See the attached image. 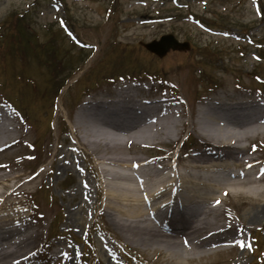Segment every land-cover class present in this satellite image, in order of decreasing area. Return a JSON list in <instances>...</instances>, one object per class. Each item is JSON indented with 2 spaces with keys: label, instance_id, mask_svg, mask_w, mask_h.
I'll return each instance as SVG.
<instances>
[{
  "label": "rangeland",
  "instance_id": "rangeland-1",
  "mask_svg": "<svg viewBox=\"0 0 264 264\" xmlns=\"http://www.w3.org/2000/svg\"><path fill=\"white\" fill-rule=\"evenodd\" d=\"M27 11L39 38L62 51L61 60H57L62 69L59 79L65 82L75 77L66 81L69 83L64 92L55 98L56 108L34 102L37 114L48 117L49 137L41 151L33 146L39 128L4 104L15 119L16 136L23 142L0 152V163H11L2 172L33 173L43 168L44 173L35 186L27 187L30 191L25 194L0 196V218L12 213L18 216L17 210L20 215L27 214L30 225L40 230L27 264H171L163 246L146 245L122 230L118 219L120 203L105 196L107 177L101 171V162L95 153L77 145L75 113L88 93L98 89L105 92L120 76L153 75L166 85L171 83L176 89L169 87L166 92L178 96L176 106L184 110L186 120L196 115L204 101L221 93L264 102V0H0V31L9 19ZM73 39H78L79 44ZM3 40L0 34V47ZM119 46L130 51H118ZM123 52L136 54L141 59L137 66L142 68L130 71L132 64L115 61ZM7 55L6 51L0 54V103L7 101L1 86L9 83L3 69L6 74L14 68L21 70L19 62L17 66H4L1 57ZM28 64L22 65L23 71L29 70L40 80L39 89H47L41 71L44 66ZM37 68H41L39 76L34 74ZM153 81L146 82L164 89V84ZM29 92L32 99L31 86L26 94ZM14 104L20 108V104ZM207 143L208 138L199 133L195 124L180 125L179 134L172 140L135 143L122 151L161 161L171 151L186 158L190 152L204 150ZM243 146L244 157L264 162V135L244 141ZM43 161L46 163L30 170L28 164ZM229 161L232 167L211 171V176L249 178L240 174L245 171L243 166L234 164L231 158ZM41 185L37 195L31 196ZM226 198L231 200L225 205L231 219L245 224L239 244H229L224 251L185 264H264V249L263 254L254 252L259 244L264 248V218L258 223L247 222L253 210L252 196L243 193ZM111 205L117 208L111 209Z\"/></svg>",
  "mask_w": 264,
  "mask_h": 264
},
{
  "label": "bare ground",
  "instance_id": "bare-ground-1",
  "mask_svg": "<svg viewBox=\"0 0 264 264\" xmlns=\"http://www.w3.org/2000/svg\"><path fill=\"white\" fill-rule=\"evenodd\" d=\"M41 71L45 81L53 67L45 66ZM146 81L116 84L117 81L105 89L108 92L93 91L81 102L74 116L78 147L96 154L107 177L105 196L120 203L119 225L127 235L146 245L163 246L171 264L191 263L224 251L229 244L237 246L245 224L231 219L225 206L231 200L226 196L238 197L243 193L252 196L253 210L247 222L258 223L264 218V162L243 156L244 141L264 135V102L221 93L204 101L196 115L186 120L184 110L176 106L178 96L166 92L174 86L164 84L160 90ZM17 83L16 79H10L8 85L15 88ZM5 102L0 103V152L23 142L16 136L15 119L4 104L20 112ZM25 105L26 117L20 115L39 128L33 146L41 151L49 137L48 117L37 114L30 92ZM191 124L196 125L209 143L204 150L190 152L186 158L171 151L157 161L122 151L135 143L172 140L179 134L180 125ZM230 158L235 160L234 164L244 167L245 171L240 174L249 178L232 180L211 176V171L232 167ZM43 162L28 166L34 171L37 165L46 163ZM10 165L0 163V196L25 194L30 191L27 187L35 186L44 173L43 168L33 173L2 172L1 169H8ZM115 205L111 209H116ZM15 212L18 216L12 213L0 218V264H27L41 235L39 229L30 225L27 214Z\"/></svg>",
  "mask_w": 264,
  "mask_h": 264
},
{
  "label": "trees",
  "instance_id": "trees-1",
  "mask_svg": "<svg viewBox=\"0 0 264 264\" xmlns=\"http://www.w3.org/2000/svg\"><path fill=\"white\" fill-rule=\"evenodd\" d=\"M30 14L31 13H29V11L21 15L16 14V19H13V17L9 19V24L3 25L2 30L0 31V34L4 36V40L1 43L0 47V54H3L5 51L8 53L7 56L1 57V59L5 62L4 66L6 64L17 66L18 62L21 63L20 71L17 68H14L11 73L6 74V69H3L4 79H16V81L18 82L17 87L11 89L9 88L8 83H6L2 84L1 89L4 90V92L7 94V96H5L10 101L13 100L16 103L20 104V108H17L25 117L27 105H25L24 98L27 95L26 90L28 87L31 86L33 90L32 99L34 102L42 101V105L44 107L52 108L55 106L54 101L56 96L60 92L61 88L65 85L66 81L69 79V77L66 78L65 82L61 80L64 78L59 79V75L62 74V69L57 64V60H61L60 52L62 51L56 44L54 46L53 43L48 41H42L39 38L38 30L34 26H31ZM6 23L7 22H5V24ZM118 49V51H130L126 48V46H119ZM115 61H121L123 63L126 62L127 64H132V66L129 68L130 71L142 68V66H140V68L137 66V62L141 61V59H138L136 54L132 56L131 53H119ZM32 62H37L39 66L53 67V72H51V74L45 80V85L48 86L47 89H39V79L37 80L36 77H33L32 75L28 74L27 70L25 72L23 71L24 68L22 67V65L24 66L27 63H29L28 65H30V63L32 64ZM143 71L145 72V70ZM112 73H114V71ZM34 74L39 76L40 69L37 68V71L34 72ZM8 88L10 89V92L7 91ZM15 91L19 95H17ZM57 227L58 225L55 226L54 229H57Z\"/></svg>",
  "mask_w": 264,
  "mask_h": 264
}]
</instances>
